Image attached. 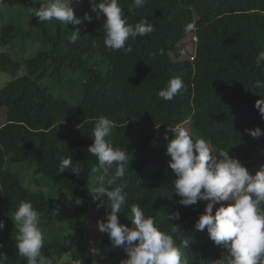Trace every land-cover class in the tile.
Segmentation results:
<instances>
[{"label": "trees", "instance_id": "trees-1", "mask_svg": "<svg viewBox=\"0 0 264 264\" xmlns=\"http://www.w3.org/2000/svg\"><path fill=\"white\" fill-rule=\"evenodd\" d=\"M44 2L10 0L7 12L21 7L25 27L20 29L13 22L0 27L4 45L34 36L39 44L34 54L21 58L26 68L21 74L22 63L7 51L0 52V72L10 77L0 87V110L5 113L0 126V213L9 215L0 216L5 224L0 231V252L8 257L7 264H26L17 254V229L11 220L21 200L31 201L40 218L47 225L55 224L58 233L63 230L54 200L25 188L19 175L7 167L18 163L33 167L38 176L73 198L76 207L70 223L76 236L68 237L67 244L60 238L44 241L43 254L60 259L74 249L70 255L73 261L83 259L85 248L80 243L88 219L87 199L100 172L94 171L98 161L87 149L100 116L114 122L106 139L129 155L123 181L128 204H138L162 231H169V224L178 225L179 236L189 241L182 251L190 264H215L226 250L209 239L206 229L197 231L194 227L208 201L189 206L179 203L164 136L171 140L169 128L181 125L197 139L228 151L229 157L252 175L264 165V155L255 159L264 150V134L254 138L245 131L259 128L264 133V117L254 107L264 98V88L255 87L256 81L264 82V65L255 64L256 55L264 50V0H147L134 13L129 11L132 0H120L129 23L143 18L155 29L150 37L129 41L133 51L128 54L103 44L105 18H95L89 0L82 14L93 19H82L77 26H64L56 20L40 22L29 8H39ZM189 24L194 31H186ZM76 28L80 39L70 43V32ZM190 34L196 38L192 61L187 59L185 40ZM176 76L185 88L172 100L163 101L158 92ZM46 79L50 84L44 83ZM57 85L67 86L74 102L57 95ZM69 156L73 164H79L81 176L73 175L70 169L59 173L62 159ZM103 186L107 187L106 183ZM99 205L106 218L104 197ZM215 211L213 207V214ZM174 212L179 213V220L168 219ZM130 214L125 206L118 215L119 223ZM100 246L123 249L113 246L106 233Z\"/></svg>", "mask_w": 264, "mask_h": 264}, {"label": "clouds", "instance_id": "clouds-1", "mask_svg": "<svg viewBox=\"0 0 264 264\" xmlns=\"http://www.w3.org/2000/svg\"><path fill=\"white\" fill-rule=\"evenodd\" d=\"M71 3L72 0H45L39 8H29V12L40 22L56 20L64 26L81 25L82 19L92 21L93 17L87 13L82 19L75 17ZM146 3L147 0H132L129 11L134 13ZM89 4L96 19L101 15L105 18L103 44L109 49L131 53L133 48L129 41L134 43L137 37H150L155 30L147 19L129 23L120 0H89ZM194 30L193 25H186V31ZM79 31L76 28L70 32V43L79 41ZM188 36L192 39L193 49L188 52L187 59L192 61L196 38L190 34L186 41ZM92 45L96 46L95 40ZM255 64L258 67L264 65V50L256 55ZM255 87L264 88V82L256 81ZM184 88L179 76L172 77L158 96L163 101H170ZM254 107L264 117V98L257 100ZM113 127L114 122L108 118L97 117L92 144L87 149L98 161V168L94 171H102L101 185L91 191L96 199L104 197L108 206L106 221H97L98 230L108 235L113 246L124 248L127 259L121 264H190L182 251L188 248L189 241L179 236L181 230L178 225L169 224V231H162L156 226L155 218L146 215L138 204H128L123 181L130 159L123 147H114L106 139ZM169 130L173 138L169 140L165 135L164 139L168 141L166 154L171 158L168 167L175 175L173 191L181 197L179 203L183 206L209 201L194 227L197 231L206 229L209 239L226 250L215 264H264V165L252 175L237 159L229 157L228 151L212 147L203 138L194 140L183 126L176 125ZM245 131L254 138L264 134L259 128ZM66 169L77 177L82 174L79 164H73L70 156L62 159L58 171L62 173ZM104 177H107L106 181ZM105 183L107 187L103 186ZM76 203L80 204V200L77 199ZM216 204L220 206L213 214ZM125 206L130 209L131 227L118 221V215ZM168 219L179 220V213H172ZM11 220L17 229V254L26 260V264H52L42 252L45 237L40 227V213L32 202L21 200L11 213ZM4 227V222L0 221V231ZM177 238L180 239L179 244ZM7 261L8 257L0 252V264H7Z\"/></svg>", "mask_w": 264, "mask_h": 264}, {"label": "rangeland", "instance_id": "rangeland-1", "mask_svg": "<svg viewBox=\"0 0 264 264\" xmlns=\"http://www.w3.org/2000/svg\"><path fill=\"white\" fill-rule=\"evenodd\" d=\"M9 1L10 0H0V27L6 24L5 22H13L20 29L22 27H25L24 21L26 20V17H25V13L23 12V9L21 7H16V8H12L11 10H9V12H7ZM44 1L45 0H43V2ZM86 2L87 0H72L70 6L74 10L75 17L80 19L83 18L82 13L84 12V9L86 7ZM36 5H38V3H36ZM15 10L16 12H14ZM21 19H24L22 23H21ZM34 37L18 39L14 41L16 45L15 43L4 45L0 41V52L7 51L8 54L13 59L21 62V58L23 59L27 58V56L34 54V52L38 50L37 48L39 47V44L37 42V39ZM187 38H188L187 52L190 53V51L193 49V42H191L192 39L190 40L189 36ZM170 57L172 58L173 56L170 55ZM21 63H22V68L20 70V74L25 72L26 70V68L23 66V60ZM69 76L70 75L67 74L66 78H68ZM9 78L10 77L7 74L0 72V87L5 85L6 82H8ZM44 83L50 84L49 79H46ZM56 94L68 99L71 102H74V96L70 92L67 86L57 85ZM4 120H5V113L3 109H1L0 126L3 124ZM190 134L192 135L194 140L198 138L196 134L192 132H190ZM263 155H264V150H260L259 153L255 156V159H258ZM7 167L11 172L19 175V177L23 181L25 188L31 191H41L54 200L56 213L62 218L63 221L62 222L63 230L58 233L57 232L58 229L55 224L47 225L44 222V220L40 218L41 220L40 227L45 237L44 241L50 238H55V239L60 238L62 239V241H64L67 244L69 240L68 237L76 236L74 229L71 228L70 225L71 217L76 212V207L74 205L73 198H71L61 190L53 187L51 185L52 184L51 181L45 179L42 175L38 176L34 172L33 167L26 166V164H22V163L7 165ZM258 170L259 168L257 169V171ZM101 175H102V171L96 173L95 179L96 176L98 177V179L97 181H94L95 179L93 178L92 181L96 182L97 184L96 185L94 184V187H92L91 190L101 185ZM106 178L107 177H104L105 181ZM89 196L87 199L89 204L88 219L84 224V236L82 237V242L80 243L81 246L85 248V251L83 252L82 255L83 259H81L80 261H73V259L70 256L73 252H75L73 249L70 250V254H65L60 259H58L56 256L50 257L49 259L52 261V264H113V263L121 264V261L127 259V255L124 251V248L113 249L105 246L100 248L101 247L100 244L105 237V233H102L98 230L97 221L104 222L106 221V218L103 216L101 212V206L99 205L100 199L94 198L92 191H90ZM207 203H209V201ZM221 203L223 204L226 202H221ZM219 206L220 204H216L213 207L215 208V210H217ZM130 215H128L121 224L127 227H131L132 225H131ZM0 216L7 217L9 215L3 212L0 213ZM195 245H196V240H194V242L192 243V247H195ZM185 255L187 256L186 252Z\"/></svg>", "mask_w": 264, "mask_h": 264}]
</instances>
